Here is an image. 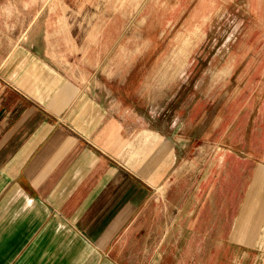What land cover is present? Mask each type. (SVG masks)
Listing matches in <instances>:
<instances>
[{
    "label": "crops",
    "instance_id": "0c3cea01",
    "mask_svg": "<svg viewBox=\"0 0 264 264\" xmlns=\"http://www.w3.org/2000/svg\"><path fill=\"white\" fill-rule=\"evenodd\" d=\"M25 93L0 84V264H243L264 252L244 223L260 217L264 167L240 168L236 185L227 162L240 157L220 148L222 177L205 161L197 179L194 137L82 117L66 82L47 100Z\"/></svg>",
    "mask_w": 264,
    "mask_h": 264
},
{
    "label": "rangeland",
    "instance_id": "374dc122",
    "mask_svg": "<svg viewBox=\"0 0 264 264\" xmlns=\"http://www.w3.org/2000/svg\"><path fill=\"white\" fill-rule=\"evenodd\" d=\"M64 82L81 90L82 117L194 137L197 179L205 161L216 179L229 163L236 185L240 168L264 167V0H0V84L42 101ZM220 148L240 158L220 168ZM254 190L261 214L244 223L259 244L264 182Z\"/></svg>",
    "mask_w": 264,
    "mask_h": 264
},
{
    "label": "bare ground",
    "instance_id": "6f19581e",
    "mask_svg": "<svg viewBox=\"0 0 264 264\" xmlns=\"http://www.w3.org/2000/svg\"><path fill=\"white\" fill-rule=\"evenodd\" d=\"M214 12V11H213Z\"/></svg>",
    "mask_w": 264,
    "mask_h": 264
}]
</instances>
